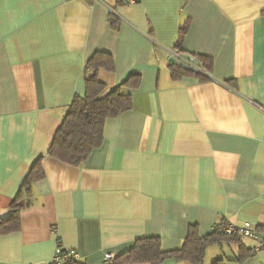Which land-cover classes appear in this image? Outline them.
Instances as JSON below:
<instances>
[{"label": "crops", "instance_id": "crops-1", "mask_svg": "<svg viewBox=\"0 0 264 264\" xmlns=\"http://www.w3.org/2000/svg\"><path fill=\"white\" fill-rule=\"evenodd\" d=\"M178 47L207 78L173 76ZM97 52L115 61L99 73L109 90L141 79L75 166L49 149ZM38 160L45 176L20 229L0 235V264H51L58 245L104 264L151 236L176 250L225 219L264 234V0H0V219ZM236 237L205 258L264 264L256 240Z\"/></svg>", "mask_w": 264, "mask_h": 264}, {"label": "trees", "instance_id": "trees-1", "mask_svg": "<svg viewBox=\"0 0 264 264\" xmlns=\"http://www.w3.org/2000/svg\"><path fill=\"white\" fill-rule=\"evenodd\" d=\"M112 22L113 24L117 22L115 17H112ZM203 66L205 67V65ZM170 68L174 77L188 72L195 73L201 78L208 77L202 73L188 70L172 60ZM115 69L113 56L106 52H97L88 61L85 71L86 93L83 97L77 96L70 105L49 149L51 156L71 165L82 164L90 153L102 144L103 129L107 118L115 117L133 107L131 94L125 93L123 88L138 87L141 75L133 73L123 84L109 90L99 78V73L102 70L113 72ZM44 176L40 160H38L25 179L19 196L13 200L10 207L11 214L0 219V235L20 229L21 213L23 209L32 204V185ZM24 191L27 196H22ZM236 236L238 235H226L218 231L201 236L193 226L183 246L176 250H164L159 237H143L136 240L130 250L116 256L114 264H166L171 259L177 262L189 261L192 264H203L206 249L210 244L221 243L223 240H239ZM65 264L84 263L75 260ZM211 264H225V262L224 259H217Z\"/></svg>", "mask_w": 264, "mask_h": 264}, {"label": "built area", "instance_id": "built-area-1", "mask_svg": "<svg viewBox=\"0 0 264 264\" xmlns=\"http://www.w3.org/2000/svg\"><path fill=\"white\" fill-rule=\"evenodd\" d=\"M123 4H133L140 0H117ZM170 58L178 65L204 75H209L207 69L204 68L200 59L193 55L182 52L179 48L170 51ZM213 231H218L221 234L247 237L257 241L254 247V252L264 249V234H259L250 221H245L242 224H236L230 220H221L213 228ZM79 253L75 249L64 250L60 245L57 246L55 256L51 264H65L70 261L79 259ZM104 264H114V258L109 256L105 259Z\"/></svg>", "mask_w": 264, "mask_h": 264}, {"label": "rangeland", "instance_id": "rangeland-1", "mask_svg": "<svg viewBox=\"0 0 264 264\" xmlns=\"http://www.w3.org/2000/svg\"><path fill=\"white\" fill-rule=\"evenodd\" d=\"M213 260H214V259H213ZM213 260H212V255L209 254V255L206 256V258H205V263H203V264H209V263H210L211 261H213Z\"/></svg>", "mask_w": 264, "mask_h": 264}]
</instances>
